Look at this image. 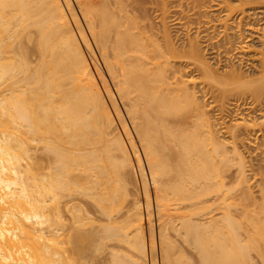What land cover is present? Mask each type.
<instances>
[{"label":"bare ground","instance_id":"6f19581e","mask_svg":"<svg viewBox=\"0 0 264 264\" xmlns=\"http://www.w3.org/2000/svg\"><path fill=\"white\" fill-rule=\"evenodd\" d=\"M263 103L264 0H0V264H264Z\"/></svg>","mask_w":264,"mask_h":264},{"label":"rangeland","instance_id":"374dc122","mask_svg":"<svg viewBox=\"0 0 264 264\" xmlns=\"http://www.w3.org/2000/svg\"><path fill=\"white\" fill-rule=\"evenodd\" d=\"M258 27V26H257ZM172 34H174V33H172ZM247 34V35H246ZM174 35H176V34H174ZM249 35V36H248ZM245 36H247V37H245ZM244 37H245V41L243 42V45L242 46H245V48L247 49H245L244 48V50L246 51L243 55H245L246 54V56H243L242 58H241V60H240V62L239 61H237L238 59H234L233 60V58H232V60L233 61H231V62H233L232 64L234 65V66H236V67H238L241 71H243V72H245V73H248L249 71H252L253 69H254V67H256V65H257V62H256V60H257V52H258V49H259V46H258V44H259V40L257 39V37H256V35H255V33H251V34H249V32L248 33H245V35H244ZM247 51H248V53H247ZM207 54H209V53H207ZM210 58H209V57ZM208 56H206V58L208 59V61H209V59L210 60H212V61H210L211 63H216L215 62V60L214 59H216L214 56H210V55H208ZM256 56V57H255ZM212 57V58H211ZM214 57V58H213ZM217 60V59H216ZM217 63H218V60H217ZM230 63V62H229ZM228 63V64H229ZM227 64V65H228ZM217 65V64H216ZM215 65V66H216ZM219 66V68H220V70L221 69H223V68H225L223 65H225L223 62H222V64L221 63H219L218 64ZM230 65V64H229ZM226 66V65H225ZM260 105V104H259ZM257 105V107H259L258 108V111H260V106H262L263 105V107L261 108V111L262 112H259L258 113V111H256L258 114H260V113H262V114H260V115H258L255 111H254V115H253V113L251 114V115H253V116H250L251 117V119H253V120H255L256 121V123L258 124L259 123V121L258 120H260V117H262V116H264L263 114H264V103L262 104V105ZM257 110V109H256ZM211 112H213L214 113V111H211ZM213 113H211V114H213ZM258 115V116H257ZM262 115V116H261ZM256 116V117H255ZM255 118V119H254ZM257 118V119H256ZM259 118V119H258ZM233 119V118H232ZM235 119H237L236 117L233 119V120H235ZM248 119V118H247ZM229 121L227 122V120H225L226 121V124H228L229 122H232V121H230L231 119H228ZM264 120V118L262 117V121ZM254 122V121H253ZM260 122H261V120H260ZM230 124V123H229ZM261 138V139H260ZM258 139L259 140H264V137H262V136H259L258 137ZM92 251L91 250H89V255H90V253H91ZM91 254H93V253H91ZM88 255V254H87ZM88 255V258L86 257V258H84L85 260H81V262L82 261H84V264L86 263V264H100V262H101V260L104 258H106L107 257V259L105 260L106 262H104L103 260V263H101V264H110V261H109V263H108V261L107 260H109V258H108V255H106L105 253L104 254H101L99 257H98V260L97 259H95L96 260V262L94 263V262H92V260L93 261H95L94 259H90V258H92V255H90L89 256ZM106 257H105V256ZM100 257H102V258H100ZM94 258V257H93ZM101 259V260H100ZM192 259V261H194V259L193 258H191ZM191 259H190V261H191ZM97 261H98V263H97ZM149 264H151V262L149 261Z\"/></svg>","mask_w":264,"mask_h":264}]
</instances>
